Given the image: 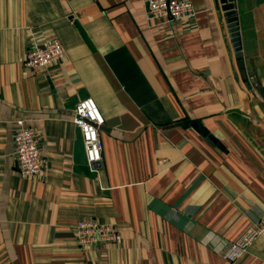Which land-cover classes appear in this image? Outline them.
<instances>
[{
  "label": "crops",
  "instance_id": "crops-1",
  "mask_svg": "<svg viewBox=\"0 0 264 264\" xmlns=\"http://www.w3.org/2000/svg\"><path fill=\"white\" fill-rule=\"evenodd\" d=\"M190 1L188 17L148 21L145 0H0V264H264V232L221 256L264 218V0H235L238 60L214 0ZM51 38L62 60L26 68ZM85 97L104 118L97 166L73 122ZM18 123L40 149L34 176L17 171ZM79 218L120 240L81 247Z\"/></svg>",
  "mask_w": 264,
  "mask_h": 264
},
{
  "label": "built area",
  "instance_id": "built-area-1",
  "mask_svg": "<svg viewBox=\"0 0 264 264\" xmlns=\"http://www.w3.org/2000/svg\"><path fill=\"white\" fill-rule=\"evenodd\" d=\"M146 19L148 21L167 16L170 20L188 17L195 12L190 0H145ZM64 56L60 43L47 39L42 46H33L26 50L24 66L26 68H44L57 64ZM248 89L255 95L253 75H245ZM73 122L79 129L84 155L90 165L101 162L102 141L99 129L104 118L93 98L85 97L74 107ZM14 159L17 171L21 175L34 176L42 170V158L34 131L23 124L16 125L13 132ZM164 161V160H162ZM264 232V218L250 224L243 233L231 242L222 252V258L234 263L244 256L253 240ZM74 235L77 243L87 248L105 242H118L120 233L115 226L102 224L90 218H79L74 222Z\"/></svg>",
  "mask_w": 264,
  "mask_h": 264
},
{
  "label": "water",
  "instance_id": "water-1",
  "mask_svg": "<svg viewBox=\"0 0 264 264\" xmlns=\"http://www.w3.org/2000/svg\"><path fill=\"white\" fill-rule=\"evenodd\" d=\"M215 5L219 8L223 18L224 26L230 37V42L234 47V53L237 60L240 58V39H239V28L237 22V10L235 5V0H214ZM193 127L201 136L216 142V139L208 133L207 129L199 121H194L189 124Z\"/></svg>",
  "mask_w": 264,
  "mask_h": 264
}]
</instances>
